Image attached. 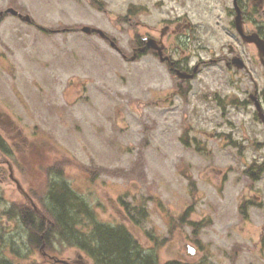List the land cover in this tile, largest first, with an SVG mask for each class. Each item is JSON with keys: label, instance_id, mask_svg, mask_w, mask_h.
Returning <instances> with one entry per match:
<instances>
[{"label": "rangeland", "instance_id": "374dc122", "mask_svg": "<svg viewBox=\"0 0 264 264\" xmlns=\"http://www.w3.org/2000/svg\"><path fill=\"white\" fill-rule=\"evenodd\" d=\"M7 7L35 24L0 18L3 254L21 264H63L48 254L94 264L55 237L50 247L45 239L35 247L20 215L4 212L30 199L40 207L50 181L59 179L98 221L126 226L159 263L264 264V170L256 180L248 174L252 163H264V129L252 119L253 106L224 102L241 103L249 84L240 89L236 79L248 76L217 60L231 43L251 70L256 54L235 41L224 14L160 0H0V11ZM176 16L193 25V40L177 44L201 71L189 94L162 101L175 84L166 65L150 52L127 58L135 38L158 37L162 19ZM82 25L103 30L126 57L97 34L74 30ZM116 168L130 170L129 177ZM137 206L146 215L132 222L127 207L133 215Z\"/></svg>", "mask_w": 264, "mask_h": 264}, {"label": "trees", "instance_id": "16d2710c", "mask_svg": "<svg viewBox=\"0 0 264 264\" xmlns=\"http://www.w3.org/2000/svg\"><path fill=\"white\" fill-rule=\"evenodd\" d=\"M134 40L133 47L140 45L139 37ZM1 143L0 137V145ZM116 169L118 173L123 172L129 177L130 170L124 172ZM263 170L264 163L254 162L248 167L249 177L256 180L258 172L260 175ZM240 208L243 209L244 206ZM134 210L136 212L131 215L127 207L132 222L137 220V214L146 215L141 206L134 207ZM4 212L9 217L20 215L29 230V241L35 247H39L44 239L48 241L47 247H50L48 244L55 237L61 244L65 242L69 247H76L95 264H189L176 259L159 263L157 254L145 252L126 226L98 221L89 204L64 180L50 181L45 197L37 209L24 204L17 207L13 205L11 211ZM2 249L3 242L0 240V264H21L5 256ZM234 255L233 251L231 260Z\"/></svg>", "mask_w": 264, "mask_h": 264}, {"label": "flooded vegetation", "instance_id": "af4514ba", "mask_svg": "<svg viewBox=\"0 0 264 264\" xmlns=\"http://www.w3.org/2000/svg\"><path fill=\"white\" fill-rule=\"evenodd\" d=\"M160 0L161 6H167L169 4L179 5L181 7H186L187 11L189 7H195L196 4H201L207 9L208 12L214 10H219L224 15L225 25L229 26L234 30L237 41L240 40L242 45L251 46L254 48V53L256 54V69L254 66L252 69H249L248 63L243 59L242 52L238 47H235L233 44L229 43L227 45V53L219 54L218 61L223 63L227 71L234 73L235 75H240L244 73L248 78L237 77L236 83L241 89L242 84H249L248 87L244 89L245 97L240 99L239 103L235 98L234 100L229 101L225 99L226 104H235L236 106L243 105L249 107L253 106V115L252 119L256 122H260L263 125L264 129V86L260 89L259 77L260 72L259 68L262 67V75L264 76V55H260V50L258 45L255 42L245 41L237 30L236 18L239 15L240 27L244 34L246 35H257L260 40L264 43V0ZM211 7V8H210ZM173 6L169 11H172ZM211 9V11H210ZM221 17V15H220ZM130 19V18H129ZM221 19H215L212 24L218 25L221 23ZM162 27L160 29L158 37L152 35H141L139 39L141 41L140 45L132 47V54L135 51V57L148 55L150 52L153 56L157 57L155 50L145 47L144 37L151 36L155 38L158 44L162 45V56H166L167 59L161 63H164L167 67V71L173 76L175 84L168 92V95L165 93V97L162 101H165L167 97H172L176 95H186L189 94L193 88H191L192 82L197 78L199 72L201 71V62L192 61L190 51L188 53L185 49L179 48L177 41H183L180 45L185 46L186 41L193 40L192 23L187 20L186 17H169L168 19H162ZM164 32L162 33V31ZM185 32L189 35H185ZM172 36L169 38V36ZM185 36V37H184ZM185 39V40H184ZM189 44V43H188ZM144 48L143 50H138L139 48ZM180 55V57H177ZM233 57H240L243 61L244 68H238L231 62ZM211 60V59H210ZM215 60V59H213ZM258 68V69H257ZM245 80L244 82H242ZM258 106L261 108V112L258 110ZM25 140V139H24ZM8 169H12L11 166H8ZM9 178L12 171L9 170ZM48 257L52 258L51 255ZM55 261V260H54ZM73 264H83L81 260H75Z\"/></svg>", "mask_w": 264, "mask_h": 264}, {"label": "water", "instance_id": "95a60500", "mask_svg": "<svg viewBox=\"0 0 264 264\" xmlns=\"http://www.w3.org/2000/svg\"><path fill=\"white\" fill-rule=\"evenodd\" d=\"M5 14H12V15H16L18 16L19 18H21L22 20L26 21V22H31V17L28 15V14H22L20 13L18 10H16L15 8L13 7H8L6 9H4L3 11H0V15H5ZM236 22H237V30L239 32V34L242 36V38L245 40V41H248V42H255L258 47H259V50H260V55H264V43L262 42V40H260V38L257 36V35H246L244 34V32L242 31L241 27H240V22H239V15L238 17L236 18ZM81 31L85 32L86 34H91V33H97L100 37L102 38H107L109 40V43L110 45L115 48L117 51L121 52V50L118 48V46L115 44V42L113 40H111L103 30H101L100 28H96V27H92V26H89V25H83L81 28H80ZM164 32V30L162 31V33ZM145 47H149V48H152L154 50L157 51V54L159 56V59L160 61H164L167 59L166 56H162V45L158 44V42L152 38V37H145ZM141 50H143L144 48H140ZM135 57V54H133L129 59L130 60H133ZM231 62L233 63V65H235L236 67L238 68H243L244 64H243V61L240 57H233ZM258 110L261 112V108L258 106ZM264 121V120H263ZM12 176V174H11ZM17 187L18 188H21L19 182L15 179L14 180ZM190 253L193 252V248L192 247H189V251ZM60 262L62 263H65V264H69L66 260H59Z\"/></svg>", "mask_w": 264, "mask_h": 264}]
</instances>
